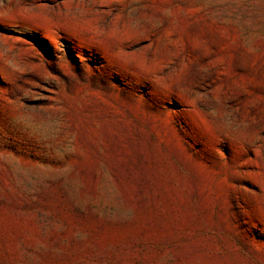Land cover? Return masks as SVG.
Segmentation results:
<instances>
[{
    "label": "rangeland",
    "instance_id": "374dc122",
    "mask_svg": "<svg viewBox=\"0 0 264 264\" xmlns=\"http://www.w3.org/2000/svg\"><path fill=\"white\" fill-rule=\"evenodd\" d=\"M0 264H264V0H0Z\"/></svg>",
    "mask_w": 264,
    "mask_h": 264
}]
</instances>
